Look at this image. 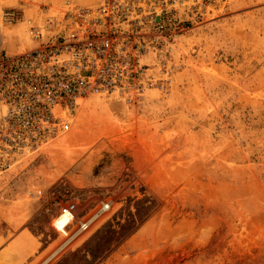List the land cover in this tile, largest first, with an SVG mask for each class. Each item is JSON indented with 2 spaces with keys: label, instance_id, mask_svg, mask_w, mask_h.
<instances>
[{
  "label": "rangeland",
  "instance_id": "1",
  "mask_svg": "<svg viewBox=\"0 0 264 264\" xmlns=\"http://www.w3.org/2000/svg\"><path fill=\"white\" fill-rule=\"evenodd\" d=\"M66 1L0 0L18 13L10 51ZM185 9L149 84L81 99L0 174L1 264H264V0Z\"/></svg>",
  "mask_w": 264,
  "mask_h": 264
},
{
  "label": "built area",
  "instance_id": "2",
  "mask_svg": "<svg viewBox=\"0 0 264 264\" xmlns=\"http://www.w3.org/2000/svg\"><path fill=\"white\" fill-rule=\"evenodd\" d=\"M186 1L67 0L58 16L31 28L37 44L17 52L4 31L18 13L0 5V174L55 138L80 99L149 84L152 63L168 62L184 29ZM75 208L67 201L61 211Z\"/></svg>",
  "mask_w": 264,
  "mask_h": 264
},
{
  "label": "crops",
  "instance_id": "3",
  "mask_svg": "<svg viewBox=\"0 0 264 264\" xmlns=\"http://www.w3.org/2000/svg\"><path fill=\"white\" fill-rule=\"evenodd\" d=\"M26 219H23L22 217H16L14 220H11V224L12 225H14V226H21L22 225V223L25 221ZM21 231H23L22 229L16 234V238L15 239H12V240H10L8 243V245H6L4 248H3V251H5L6 249H8L9 247H11V244H13L14 242L15 243H17L19 246H21L22 245V242L23 241H27V234H23V232H21ZM0 242H2V238L0 237ZM16 244V245H17ZM25 249H27V247L25 248ZM4 257H3V252H1L0 251V264H1V261H3L4 262ZM5 264H7L6 263V261H5Z\"/></svg>",
  "mask_w": 264,
  "mask_h": 264
},
{
  "label": "bare ground",
  "instance_id": "4",
  "mask_svg": "<svg viewBox=\"0 0 264 264\" xmlns=\"http://www.w3.org/2000/svg\"><path fill=\"white\" fill-rule=\"evenodd\" d=\"M80 101H81V99L79 100V102H80ZM109 101H111L112 104H115V105H116V108H117V106L120 107V105L122 104L121 101L116 100V99H113V98H112L111 100H109ZM122 105H123V104H122ZM116 108H115V109H116ZM120 109H121V108H120ZM118 112H119V109H118ZM72 213H73V211H67V212H63V211H61V215H62V216L71 215ZM80 221H81V220H80ZM81 222H82V221H81ZM84 224H85V223H84ZM81 228H82V227H80L79 230H81Z\"/></svg>",
  "mask_w": 264,
  "mask_h": 264
}]
</instances>
